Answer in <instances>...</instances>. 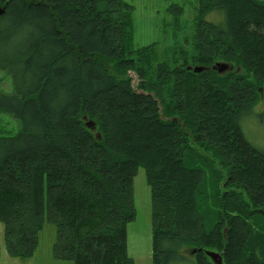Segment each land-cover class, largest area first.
I'll list each match as a JSON object with an SVG mask.
<instances>
[{"label":"trees","instance_id":"16d2710c","mask_svg":"<svg viewBox=\"0 0 264 264\" xmlns=\"http://www.w3.org/2000/svg\"><path fill=\"white\" fill-rule=\"evenodd\" d=\"M160 1L179 33L186 4L197 11L191 33L165 52L136 46L127 0H0V70L14 84L0 94V113L21 123L18 134L0 136L10 257L32 256L50 223L59 261L135 264L127 226L143 168L153 264L182 261L187 246L215 251L224 264H264V236L251 223L264 215V149L244 130L263 98L264 1ZM216 63L230 70L219 74ZM197 66L208 70H188ZM205 169L224 182L212 195L219 212L210 229Z\"/></svg>","mask_w":264,"mask_h":264},{"label":"rangeland","instance_id":"374dc122","mask_svg":"<svg viewBox=\"0 0 264 264\" xmlns=\"http://www.w3.org/2000/svg\"><path fill=\"white\" fill-rule=\"evenodd\" d=\"M136 8L135 12V43L137 47L147 46L157 43L159 51L165 52L173 47L179 40L178 34L184 31H191L194 28V20L197 11L190 3L186 4V13L180 19L184 27L181 32L176 30L172 23L173 18L165 12L169 3L160 0H127ZM264 1V0H260ZM178 43V42H177ZM137 83V80H135ZM14 84L12 77L5 71L0 70V94H12ZM263 98L259 100L255 109V117L249 119L245 124V134L248 140L257 148L264 149V91ZM257 113V114H256ZM21 123L14 117L0 113V136H14L21 130ZM206 180L205 190L210 198L201 206V212L205 214L207 228L213 226L214 214L219 212L212 195L220 188L224 191L222 183L216 184L213 180L211 170L205 169ZM134 197L136 218L127 226L128 254L135 261V264H153V245H152V199L151 190L147 183L146 174L143 168L134 180ZM214 213V214H213ZM255 226V231L264 236V215L258 214L251 221ZM227 229V228H225ZM224 229V231H225ZM223 231V232H224ZM225 238L227 232L224 233ZM57 227L46 223L43 230L39 233V243L32 256L10 257L4 239V225H0V264H74L72 261H59L54 256V246L57 242ZM185 257L182 261L175 264H197L196 255H192L194 249L185 247ZM258 253L264 258V249L260 248Z\"/></svg>","mask_w":264,"mask_h":264},{"label":"water","instance_id":"95a60500","mask_svg":"<svg viewBox=\"0 0 264 264\" xmlns=\"http://www.w3.org/2000/svg\"><path fill=\"white\" fill-rule=\"evenodd\" d=\"M3 10H0V15L2 14ZM213 70L217 71L219 74H224L230 70V66L226 63H216L213 67ZM189 71H194L197 74H200L208 69L204 67H188ZM87 121V119H85ZM86 127L91 129L92 131H95L97 129L96 123L93 121H87L86 122ZM97 137H99V134H97ZM227 232V229H225L224 233ZM204 253L213 264H224V260L221 254L215 252V251H210V250H205V249H194L191 253L192 255H196L197 253Z\"/></svg>","mask_w":264,"mask_h":264}]
</instances>
